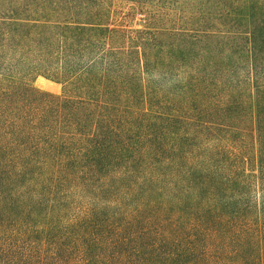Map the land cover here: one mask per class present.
Listing matches in <instances>:
<instances>
[{
	"label": "trees",
	"instance_id": "1",
	"mask_svg": "<svg viewBox=\"0 0 264 264\" xmlns=\"http://www.w3.org/2000/svg\"><path fill=\"white\" fill-rule=\"evenodd\" d=\"M131 1L0 0V264H264V0Z\"/></svg>",
	"mask_w": 264,
	"mask_h": 264
},
{
	"label": "rangeland",
	"instance_id": "2",
	"mask_svg": "<svg viewBox=\"0 0 264 264\" xmlns=\"http://www.w3.org/2000/svg\"><path fill=\"white\" fill-rule=\"evenodd\" d=\"M111 3V12L108 21L110 30L131 32L144 28L145 17L139 12L137 3L131 0H111ZM34 87L42 92L52 94L61 93V86L43 77L36 79Z\"/></svg>",
	"mask_w": 264,
	"mask_h": 264
}]
</instances>
